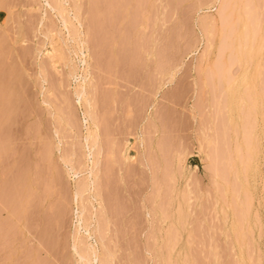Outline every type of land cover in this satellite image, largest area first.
Masks as SVG:
<instances>
[{
  "label": "rangeland",
  "instance_id": "1",
  "mask_svg": "<svg viewBox=\"0 0 264 264\" xmlns=\"http://www.w3.org/2000/svg\"><path fill=\"white\" fill-rule=\"evenodd\" d=\"M86 227L110 264H264V0H0V264H94Z\"/></svg>",
  "mask_w": 264,
  "mask_h": 264
},
{
  "label": "bare ground",
  "instance_id": "2",
  "mask_svg": "<svg viewBox=\"0 0 264 264\" xmlns=\"http://www.w3.org/2000/svg\"><path fill=\"white\" fill-rule=\"evenodd\" d=\"M232 1V0H231ZM235 3V2H234ZM236 4V3H235ZM234 5V4H233ZM59 6V5H58ZM235 8V7H234ZM220 9V8H219ZM222 10V9H221ZM60 11V10H59ZM219 12H220V10H219ZM222 12V11H221ZM251 12V11H250ZM246 13V12H245ZM222 14H224V13H222ZM217 16H218V14H217ZM249 16H251V15H249ZM212 17V16H211ZM222 17V16H221ZM220 17V18H221ZM225 17V16H224ZM229 17V16H228ZM245 17V16H244ZM252 17V16H251ZM219 19V18H218ZM221 20H222V18H221ZM251 19H249V21H250ZM223 21H224V19H223ZM214 22V21H213ZM245 22V21H244ZM228 23V22H227ZM206 24V23H205ZM211 24V23H210ZM214 25V24H213ZM245 25V24H244ZM216 26V25H215ZM247 26V25H246ZM204 27V26H203ZM213 28V27H212ZM243 30V29H242ZM248 30V29H247ZM252 30V29H251ZM255 30V29H254ZM242 33V32H241ZM246 33V32H245ZM253 33V32H252ZM251 33V34H252ZM238 34V33H237ZM253 34H255V31H254V33ZM255 36V35H254ZM253 37V36H252ZM207 47V46H206ZM85 61V60H84ZM74 68V67H73ZM86 72V71H85ZM88 74V73H87ZM90 75V74H89ZM89 75H86V76H82L83 78V81L82 80H80L81 81V83H78L79 85L77 86V89H76V95H77V99L79 100L78 102L79 103H82V105H84V109L86 110L85 111V113L87 114V116H88V122H91L92 123V125L96 128V126L98 127V125H97V123H95V120L93 119V117H92V113H91V111H90V105H91V103H92V100L94 99H92L91 100V97L89 96V93H91V95H93V92H91L90 91V87H89V85L91 86V87H93L91 84H90V80H89ZM93 79V78H92ZM93 84V83H92ZM91 89H93V88H91ZM90 91V92H89ZM93 97V96H92ZM95 103V102H94ZM80 105V104H79ZM94 106V105H93ZM94 113V112H93ZM95 114V113H94ZM86 116V115H85ZM87 119V118H86ZM98 122V121H97ZM91 125V124H90ZM95 128H94V131L92 132L91 131V129H93V128H91L90 129V134H88V137L86 138V141H87V145H92L91 146V148H92V150H93V142H95V141H91V139L92 138H94V133H95ZM99 128V127H98ZM96 136V135H95ZM95 140V139H94ZM98 142V141H97ZM90 145H89V147L88 148H90ZM91 148H90V155L92 154V152H91ZM97 152V151H96ZM95 154V153H94ZM93 154V155H94ZM94 156H96V155H94ZM93 157V156H92ZM210 157V156H209ZM209 157H208V159H209ZM97 158V157H96ZM207 158V157H206ZM96 160L97 159H93L92 160V169H91V171H90V173H91V175H92V177H93V181L92 182H89V183H81V182H79V183H81V184H79V183H77V184H79V185H76V186H78L77 187V191H76V197L78 198V197H80L81 196V194L84 192V191H87V189H88V187H89V185H94L95 183H96V179H97V175L98 174H96V169H95V166H97L98 164H96ZM212 162V161H211ZM98 163V162H97ZM90 167V166H89ZM97 168V167H96ZM98 169V168H97ZM75 175V174H74ZM80 178V177H79ZM79 178H78V180H79ZM84 180V179H83ZM98 180H99V178H98ZM79 181H81V180H79ZM78 182V181H77ZM99 183V182H98ZM96 186V185H95ZM98 190L99 189H97V187H93V196H94V199H96V198H98ZM88 192V191H87ZM91 192V191H90ZM100 192V191H99ZM86 192H84V194H85ZM83 194V195H84ZM84 198V197H83ZM83 200V199H82ZM82 200H81V202H82ZM99 200V199H98ZM83 202H84V200H83ZM83 205V204H82ZM81 206V205H80ZM87 207V206H86ZM86 207H84V208H86ZM82 208V207H81ZM80 208V209H81ZM87 209V208H86ZM85 212V211H84ZM88 212V211H87ZM86 214V213H85ZM82 215H83V213H82ZM79 217V216H78ZM80 218V217H79ZM84 218H86V217H84ZM85 221H86V219H84ZM89 222V221H88ZM88 222H87V225H88ZM91 223V222H90ZM84 225H86V224H84ZM98 225V224H97ZM91 227V226H90ZM96 227V226H95ZM88 228V229H87ZM98 228L99 227H97L96 229L97 230H94L93 232H92V230H89V227H86L85 229H87L86 231V234H88V238L90 239V240H92V238L94 237V239H95V242L94 243H89L87 240L85 241L84 239V241L83 240H80V239H82V238H80V239H76V241L74 240V246H75V248L77 249V253L78 252H80V254L78 253V255H80L81 256V260L83 259L84 260V262L85 263H87L86 261H90V259L93 257V261L92 262H94V264L95 263H97V264H110L109 262L108 263H106L105 261H107V260H104V256H103V253H101V248H100V250H99V248H98V244L99 243H101V245H102V242L101 241H103L102 240V238H104L103 236L101 237L100 235H99V233H102L101 232V229H100V232L98 231ZM95 229V228H94ZM96 231H98V232H96ZM79 237V236H78ZM84 237H86V236H84ZM86 239H87V237H86ZM88 239V240H89ZM89 240V241H90ZM103 246V245H102ZM105 246V245H104ZM82 247H83V249H84V252H81V251H79V249L81 248V250H82ZM75 249V250H76ZM83 251V250H82ZM104 252V251H103ZM105 253V252H104ZM106 254V253H105ZM105 259H107V258H105ZM91 262V261H90ZM90 262H89V264H90ZM88 264V263H87Z\"/></svg>",
  "mask_w": 264,
  "mask_h": 264
}]
</instances>
